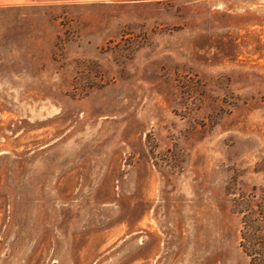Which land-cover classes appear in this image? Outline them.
<instances>
[{
	"label": "rangeland",
	"instance_id": "rangeland-1",
	"mask_svg": "<svg viewBox=\"0 0 264 264\" xmlns=\"http://www.w3.org/2000/svg\"><path fill=\"white\" fill-rule=\"evenodd\" d=\"M0 264H264V0L0 4Z\"/></svg>",
	"mask_w": 264,
	"mask_h": 264
},
{
	"label": "crops",
	"instance_id": "crops-1",
	"mask_svg": "<svg viewBox=\"0 0 264 264\" xmlns=\"http://www.w3.org/2000/svg\"><path fill=\"white\" fill-rule=\"evenodd\" d=\"M28 0H0V4L25 3Z\"/></svg>",
	"mask_w": 264,
	"mask_h": 264
}]
</instances>
